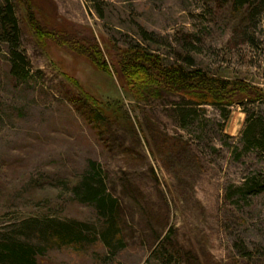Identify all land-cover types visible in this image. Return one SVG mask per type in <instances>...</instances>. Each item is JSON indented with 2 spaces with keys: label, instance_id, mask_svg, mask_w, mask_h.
<instances>
[{
  "label": "rangeland",
  "instance_id": "rangeland-1",
  "mask_svg": "<svg viewBox=\"0 0 264 264\" xmlns=\"http://www.w3.org/2000/svg\"><path fill=\"white\" fill-rule=\"evenodd\" d=\"M5 1L25 65L11 75L0 40V240L40 247L36 264H264V193L239 190L264 173L240 141L244 110L263 117L264 101L189 107L115 61L141 50L264 95V0H40L41 32L27 5ZM90 161L117 201L122 242L41 244L28 231L51 220L103 225L72 193Z\"/></svg>",
  "mask_w": 264,
  "mask_h": 264
},
{
  "label": "trees",
  "instance_id": "trees-1",
  "mask_svg": "<svg viewBox=\"0 0 264 264\" xmlns=\"http://www.w3.org/2000/svg\"><path fill=\"white\" fill-rule=\"evenodd\" d=\"M20 1L23 2V5H27L25 10L28 13L31 28L36 32L46 31L45 28L35 23L34 14L31 12V6L38 10L41 8L40 2H38L40 0ZM256 1L258 0H237L236 2L249 3L250 6H254ZM19 37L20 30L14 10L5 1V4L0 7V40L5 42L8 47L10 72L13 76H22L24 73L25 59L19 49ZM94 47L95 49L92 51H97V47ZM115 61L120 64L126 77L143 75L149 84L157 82L158 85L186 95L189 97V101L186 103L190 105L189 107L210 103L223 105L224 109L233 104L243 107L245 100L249 103L264 101V95L259 90L245 84L227 83L208 78L200 71L189 70L184 65L163 67L157 57L150 56L141 50H133L132 53L121 56ZM244 112L246 119L240 141L245 149L255 150L264 158V115L254 118V114L248 110H244ZM181 116V123H184L189 117L188 114ZM222 118L223 120L228 118L227 109ZM87 167L88 170L80 181L72 187V193L78 202L90 205L95 209L97 216L102 219L103 225L99 229H87L84 225L74 222L51 220L40 227L34 226L32 231H28V233L36 234L37 236H35L41 241V244H55L60 247L79 245L88 239L98 237L109 251H113L122 242L117 225V201L106 193L105 180L99 165L90 161ZM239 190L243 195L257 196L264 193V173H257L246 179ZM39 248L27 242L16 241L14 237L2 239L0 240V264H36L34 256ZM166 253V251H162L161 255L164 257Z\"/></svg>",
  "mask_w": 264,
  "mask_h": 264
}]
</instances>
